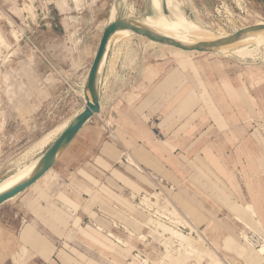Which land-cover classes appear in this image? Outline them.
Masks as SVG:
<instances>
[{"label": "rangeland", "instance_id": "obj_1", "mask_svg": "<svg viewBox=\"0 0 264 264\" xmlns=\"http://www.w3.org/2000/svg\"><path fill=\"white\" fill-rule=\"evenodd\" d=\"M181 1L184 15L214 32L221 28L232 35L243 25L264 20V0ZM113 3H117L119 9L116 19H126L136 26L150 14L148 0H0V33L4 40L0 43V181L18 167L42 156L43 150L60 131L58 126L70 122L82 106L85 75ZM163 11L169 14L164 5ZM13 30L16 36L12 34ZM147 30L154 33L152 28ZM257 50L253 57L238 58L221 53H203L182 49L165 41L150 43L149 38L132 31L121 41L110 44L106 63L100 73L101 88L111 102L119 103L122 84L118 82L119 75L126 74L125 84L130 88L138 87L144 91L146 73H163V132L164 136L169 137V141L163 144L166 145L164 149H171L170 140L180 135H208L204 112L207 84L230 115L228 121L231 127L221 135L228 139V136L236 133H250L254 128L264 129L262 123H257L255 127L250 124L264 118V45L258 46ZM170 73L174 75L168 82L166 80L171 77ZM191 84L195 88L193 93ZM193 109L194 114L187 116ZM202 113L203 116L199 117ZM195 119L196 125L188 127L189 120L192 122ZM240 122L250 127L249 130L240 126ZM51 133L55 135L52 139ZM209 136L212 135L209 133ZM261 147L264 149V143ZM231 150L226 151L230 156L234 155ZM144 153L140 157L141 167L132 164L137 171L132 169L130 174V200L128 195L124 196L123 190L115 191L131 206L130 219L126 223V231L130 235L125 239L130 249H136L133 255H126L123 259L106 250L95 249L84 237H69L64 252L68 263L150 264L162 260L160 264H181L184 259V264H259L249 261L236 248L227 246L229 239L243 245L244 240L238 235L250 233L244 224L248 217L228 218L230 220L224 223V226L229 224L228 229L211 228L202 232L193 228L180 212L182 210L192 220L196 218L195 213H190L193 209L186 210L189 200L178 190L173 191L176 188L174 185H180L176 177L179 174H173L164 166H157L150 151L145 150ZM227 157L226 166L234 169V159ZM183 160L194 171H199L194 178H206L201 168H193L195 163L187 162L186 158ZM214 160L206 162V165L216 167ZM130 162L133 161L130 159ZM242 163L246 164L244 161ZM181 166L183 170H180V176L184 178L186 175L182 171L186 167ZM210 176L216 178L212 171ZM234 176L224 174L228 184L235 180L236 184L242 185H237L239 188H248L246 192L252 197L249 191L252 177L249 178L246 173ZM143 189L146 191L141 194ZM145 196L151 198V207L144 205ZM11 199L13 197L6 201ZM247 202L260 219L264 238V220L257 214L251 201L240 202L232 215L238 214ZM13 205L12 202L0 204V264H35L29 262L31 254L19 256L13 253L17 230L10 221L8 224ZM158 205L164 209H157ZM178 217L187 223L179 226L175 220ZM217 219L215 221L219 222ZM160 222L170 226L174 232H181L185 241L168 232L161 234ZM166 235L170 239L167 238L165 242ZM186 246L195 247L199 252L189 256L185 253ZM166 254L173 256V263L168 262ZM53 259L56 260L55 255Z\"/></svg>", "mask_w": 264, "mask_h": 264}, {"label": "crops", "instance_id": "obj_2", "mask_svg": "<svg viewBox=\"0 0 264 264\" xmlns=\"http://www.w3.org/2000/svg\"><path fill=\"white\" fill-rule=\"evenodd\" d=\"M120 28L114 38L116 42L132 33L129 29L120 39ZM107 56L108 52L104 64ZM170 74L171 77L166 80L168 82L174 75ZM145 75L147 78L143 81L144 91H140L141 88L138 87L130 88L125 84L126 74L119 75L118 82L122 84L118 103L111 102L108 95L104 94L99 73V112L85 122L74 137L59 150L51 168L44 175L16 194L13 199L2 203L14 204L11 220H8V224L10 221L17 230L13 253H18L19 256L31 254L29 262L35 264H53V261L54 264H70L64 254L67 238L84 237L96 247L95 249L106 250L123 259L126 255L132 256L136 249H130L125 239L130 235L126 231V223L130 219L131 206L115 191L123 190L124 196L128 195L130 200V174L132 169L137 171L132 164L141 167L140 157L145 154V150L153 153L157 166H164L173 174H179L176 177L180 180V185H174L176 188H172L189 200L186 210H194L190 211L195 213L194 221L179 210L193 228L202 232L211 228H230L229 224L224 226V223L232 219V211L236 206H240L242 201H251L257 214L264 220V149L261 147L264 143V129L254 128L257 123H262L264 128V118L260 122H250L251 126H254L250 133H236L228 136V139L223 138L222 133L229 131L231 127L228 121L230 115L219 103L218 96L206 84L205 127L206 132L212 136H209V133L180 135L170 140L171 149H164L166 145L163 143L169 139L163 132L164 76L163 73ZM190 88L192 91H188L193 93L195 88L192 84ZM190 114H194V109L187 116ZM200 116L202 117L203 113ZM189 123L188 127L195 126L196 119L192 122L189 120ZM239 125L248 130L250 128L243 122ZM228 149H232L231 153L234 155H228ZM182 157L186 158L187 162L195 163L193 168H201L206 178H194V174L199 171H194L192 166L185 164ZM226 157L234 159V169L226 166ZM130 159L133 162H130ZM211 160H214L216 167L206 165V162ZM181 165L186 167L185 171H182L186 175L184 178L180 176V170H183ZM211 171L216 174L217 181L210 176ZM243 173L249 178L252 177L249 188L252 197L246 192L248 188H239L235 180L228 184L224 177V174L236 176ZM143 191L146 190L143 189L140 193ZM178 200L182 201L180 198ZM176 207L179 208L178 205ZM213 216L220 221L216 222ZM245 216L248 217L246 222L251 223L249 211H246ZM89 264L93 262L89 261Z\"/></svg>", "mask_w": 264, "mask_h": 264}, {"label": "bare ground", "instance_id": "obj_3", "mask_svg": "<svg viewBox=\"0 0 264 264\" xmlns=\"http://www.w3.org/2000/svg\"><path fill=\"white\" fill-rule=\"evenodd\" d=\"M121 1H125V0H121ZM148 3H149V8H150V14L148 18H142L141 22L139 23V26L144 29L152 28L154 30V33L157 35H162L164 37L173 39L186 46L198 45V44L209 43V42L215 43L216 41L225 39L230 36L221 28L220 29L218 28L217 32L206 29L202 27L201 25H199L198 23H196L195 21H193L192 19H190L189 17H187V15H184L181 10V5H182L181 0H148ZM163 5L165 6L169 14H166L163 11ZM118 13H119L118 5L117 3H113L109 9V15L106 19L105 25H107V23L109 22L114 21L117 18ZM253 26H259L260 28L243 32L236 38L228 42H225V43L213 44L211 46H200L196 49H190V50L197 51V52H203V53H221L222 55L227 54V55H230L236 58L253 57L254 52L258 51L257 50L258 46L264 45V20H257V21H254L253 23H249L248 25H243L241 28H239V30H241V29H245L247 27H253ZM117 29L109 36L107 44H106L105 52L99 63L98 70H97L96 84H95L97 89L100 87L99 86V73H101V69H102L101 67H103L104 65L106 54L109 50L110 44L114 41ZM128 31H129L128 28L121 27L119 30V38L121 39L122 37H124L125 33H127ZM12 34L16 36V32L14 30L12 31ZM3 41L4 40L0 34V43H2ZM153 42L155 41L150 39V43H153ZM86 77H87V74L85 75V82H86ZM82 93H83L82 94L83 105L81 106L80 109H78V111L74 113L73 119L76 115H78V113H80L83 110L86 98L91 99L88 89L84 88ZM68 124H69V121H66L62 123L60 126H58L57 129L60 130L59 132H62L67 127ZM53 135L54 134L52 133L50 134V137H51L50 139H52ZM55 135L58 136L57 133ZM40 159H41V156L36 157L30 162L22 165L21 167H18L16 171H14L13 173L9 174L4 179H2L0 181V194H3L9 191L10 189L14 188L18 184L32 177V175L37 171L40 165ZM143 200L145 201L144 205H146L147 207H151L152 205L151 198H148V196H145ZM148 200H150V202H147ZM157 209L162 210L164 208L163 206L160 207L158 205ZM246 211L250 212V217H251L252 222L251 223L245 222L244 224L247 227V229L250 232H252V234L248 235L249 232L248 233L242 232L241 236L238 235V237L243 238L244 240L243 245L237 244L235 239L233 240L229 239L227 246L236 248V251L238 253H241V254L243 253L244 256H246V258L249 261L250 260L252 261V263L258 262L259 264H264V238H262V235H261L262 232L260 230L261 228L259 225L260 219L256 216L255 212H253L254 210L252 211L251 204L247 202L246 204L242 205L239 213L234 214L233 216L234 217L239 216L237 217L238 219L240 217L242 218L243 215H246ZM165 212H167V210ZM175 220L176 222H178L179 226L187 223L181 217H178ZM159 228H160L161 234L162 232L164 233L168 232L169 235H175L176 238H179V239L183 238L184 236L181 232H174L173 230H171V227L166 225L165 223H161L159 225ZM166 236L164 237L165 242H166V239L170 237V236L169 237L168 236L166 237ZM183 239L182 241H185V239L184 240ZM177 243H180V242L178 241ZM188 243L189 242H187V244ZM184 249H185V253L189 256L199 252L198 249L192 246H186L184 247ZM177 250L179 249H176V251ZM182 250H183V247H182ZM247 251H250V253ZM165 258L170 263L174 262L173 256L171 254H166ZM161 261L162 260L152 261L150 264H160ZM184 261H185L184 259L181 260V264H184Z\"/></svg>", "mask_w": 264, "mask_h": 264}, {"label": "water", "instance_id": "obj_4", "mask_svg": "<svg viewBox=\"0 0 264 264\" xmlns=\"http://www.w3.org/2000/svg\"><path fill=\"white\" fill-rule=\"evenodd\" d=\"M119 27L131 29L135 33L146 36L147 38L152 39L154 41H158V42L165 41L173 46L180 47L182 49H196L200 46H211L213 44L225 43L236 38L243 32L260 28L259 26L247 27L245 29L236 31L229 37L216 41L215 43L209 42L198 45L186 46L173 39L164 37L162 35H157L155 33L150 32L147 29L138 27L126 19H115L114 21L107 23V25H105V27L103 28L97 49L95 51L94 57L91 61V64L87 72L85 88L88 89L91 99L86 98L83 110L78 115H76L72 121L69 122L67 127L56 137L53 143H51V145L45 150V152L41 156L40 165L37 171L32 175V177L18 184L9 191L0 194V204L14 197L16 194L29 187L37 179H39L42 175H44L51 168L52 163L59 150L74 137V135L77 133V131L81 128V126L85 122H87L94 114L99 112L100 104L98 99V89L96 88L95 85L97 70L101 58L105 52V48L109 36Z\"/></svg>", "mask_w": 264, "mask_h": 264}, {"label": "built area", "instance_id": "obj_5", "mask_svg": "<svg viewBox=\"0 0 264 264\" xmlns=\"http://www.w3.org/2000/svg\"><path fill=\"white\" fill-rule=\"evenodd\" d=\"M252 233L250 232L249 235H251Z\"/></svg>", "mask_w": 264, "mask_h": 264}]
</instances>
